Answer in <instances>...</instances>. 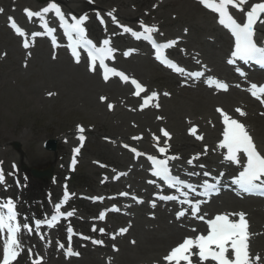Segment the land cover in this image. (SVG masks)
Returning a JSON list of instances; mask_svg holds the SVG:
<instances>
[{
	"label": "snow or ice",
	"instance_id": "snow-or-ice-1",
	"mask_svg": "<svg viewBox=\"0 0 264 264\" xmlns=\"http://www.w3.org/2000/svg\"><path fill=\"white\" fill-rule=\"evenodd\" d=\"M199 3L206 9L211 10L213 13L217 14L218 23L227 29L232 37L234 38V47L231 52V58L228 60L229 64H233L236 60L244 61L245 63L249 61H255L258 63H264V46H258L255 36V25L259 23H264V2L253 4L250 9L245 10L244 5L247 3V0H199ZM235 9L237 11L244 12L245 20L241 23L238 22L234 15L230 12L229 9ZM3 9H0L2 12ZM25 14L31 20L32 17H37L41 21V27L44 29V32H32L33 37L40 36L43 34H48L53 43V47L56 46V38L52 34L56 31L55 28L49 27L48 21L45 19V15L49 12H53L56 18L60 22V27L64 30L65 36L69 40L68 47L71 49L72 55L76 58V61L79 62V53L77 52L78 47H82L88 53L89 59V70L94 71L96 62H99L100 68L103 70V78L105 81L109 79V74L113 76H118L121 81L128 82L129 77L123 72L108 67L105 63L106 59L112 58V53L115 51L109 46L110 41L105 39L101 42V46L97 47L91 39H88L86 36V29L83 26L84 22L88 19L86 15H82L79 18L75 16L72 17V23L69 24L65 19L64 13L61 11L58 4L55 0H49L47 6L42 8L39 11L33 12L29 9H25ZM109 16H112V13H108ZM99 18V14H98ZM10 27L15 31V33L20 37H26V33L19 26L12 17H9ZM115 22V17H113ZM101 23L103 20L101 19ZM142 32L133 31L130 28L124 27V32H130L132 36L136 39H140L142 36L145 40H148L157 50V58L161 59L162 50L173 46L175 41H168L164 44H157L153 38L152 33L156 32L157 29L154 26H146L143 22L140 24ZM23 47L28 48L29 42L25 38L23 40ZM129 53L125 52V56ZM164 63H168L170 67L175 68V70L183 73L184 69L177 67L175 64L162 60ZM236 71L244 76L245 74L241 71L240 68H237ZM191 76L199 78L203 75L202 72H193L190 73ZM211 80V78H210ZM218 90L227 91L228 85L220 81H213ZM131 84L135 87L136 91L134 95L140 96L142 92H145L146 89L135 79L131 80ZM239 87V85H237ZM248 91L250 94L264 105V85L250 84ZM49 95H53L49 93ZM165 95H168L165 93ZM158 94L152 92L150 95L144 97L143 103L140 105L141 109L145 106H148L151 101L157 98ZM106 98L101 97V100L104 101ZM158 107V105H156ZM109 109L113 105H108ZM216 111L222 117V122L224 125L223 129V139L218 143L217 147L221 149H226L224 155V160L231 162L236 165H240L241 169L236 175L232 183L237 185L242 192H253L256 189H264V154H262L254 143L251 135L249 134L246 126L239 120L233 118L222 109L217 108ZM235 111L240 116H245L246 113L241 108H236ZM264 115V113H262ZM84 129L81 126H77V132L79 135V140L81 145L84 142ZM162 135L164 137L170 138V134L161 129ZM191 135L196 136L197 139H202V136L197 135V129L195 126L189 129ZM133 139H139V137H134ZM154 140L159 138L153 137ZM166 143V142H165ZM125 147H128L125 145ZM137 156L141 155L136 149L132 148ZM158 151L161 154L166 153V147H158ZM79 152V148L73 149V161L75 164V154ZM207 148H205V154ZM199 154L188 160L189 164H192L193 159H198ZM147 159L151 162V174L154 177L160 178L165 184L169 187H176L177 185H184V187L189 188V190L195 192V188L192 185L185 184L184 181L180 180L179 177L174 176L171 173L169 167V161L178 159V157H168L165 156L163 159H158L156 156L149 155ZM2 163V162H0ZM15 167V166H13ZM203 167V165H201ZM11 174V173H10ZM190 175H196V173H190ZM210 172L205 171L203 173L204 177H209ZM223 176V173H220ZM213 179H216L215 177ZM152 181H150L151 183ZM5 183V173L2 168H0V185ZM201 187L204 189L203 192L199 195H210L217 193L219 191L218 181L217 183H209L205 180ZM177 191L180 192V189L177 187ZM184 199L179 200L181 204H187L191 210L192 217L204 221L207 225L206 234L199 233L194 237H185L182 242L178 243L175 247H172L170 251L162 259L165 261V264H194V258L198 257L199 264H264V257H261L259 254L252 255L249 249V237L250 233L248 232V222L246 220V214L243 212L238 213H219L215 215L214 218L205 219L207 214L197 215L200 212V205L206 203L207 201H201L199 199L190 200L188 199L187 192L180 193ZM121 196H127L128 193H120ZM69 197V193L65 191L64 201ZM93 199H101L99 197H94ZM133 199H136L133 197ZM160 199L163 200H178L177 196L166 195L161 196ZM139 202V201H138ZM62 202L56 203L54 205L55 213L51 215V220H36V228H39L41 224L47 223L49 227L54 225V222L57 220V215H65L70 217L73 215V212L69 211L66 213H61ZM153 206H155L153 204ZM0 209L6 210L0 211V235H3L6 232V238L3 240L2 246V259H0V264H13L17 260V257L22 251V242L19 238L21 229L27 231H32L29 228L28 223H18L17 216L18 211L16 208V202L12 199L6 201H0ZM118 211V209H113ZM185 211L181 210L176 213L177 219L185 215ZM238 217V219H232L231 217ZM105 218V213L101 212L99 214V219L103 220ZM93 231H96L93 228ZM101 233L104 232V229H99ZM127 229H121L120 232H126ZM192 231H197L192 229ZM67 232L69 233V248L66 252V255H79L71 250V235L73 230L71 227H68ZM88 239V237H83ZM115 238V237H113ZM94 244H101L100 240H93ZM61 248L64 245H59ZM31 254V252H30ZM32 264H43V258L36 256L32 260Z\"/></svg>",
	"mask_w": 264,
	"mask_h": 264
},
{
	"label": "rangeland",
	"instance_id": "rangeland-1",
	"mask_svg": "<svg viewBox=\"0 0 264 264\" xmlns=\"http://www.w3.org/2000/svg\"><path fill=\"white\" fill-rule=\"evenodd\" d=\"M91 2L96 7L95 9L98 10L105 9L110 11L112 9H117L118 15L123 18H127L129 13H133V18H139L147 13V15L149 14L147 18L148 23L157 21L160 26L162 24L166 25L167 23H171L177 35L187 33V38L185 40L187 53H184L186 56L189 54H197L203 59L201 51L203 49H209L207 43L211 44L209 41L204 42L203 39L200 43L196 42V44H192L190 42L192 30L189 31L188 27L178 25L177 23L179 17L180 19L184 18L189 20L187 14H190L192 18L202 19L200 17L203 15L197 5L193 3V0H92ZM165 4H167V6H165ZM156 7H158V10H156ZM184 9L187 13L182 11ZM160 10H162V12H160ZM0 30L3 32V34L0 32V44L6 46V48L0 47L1 164L9 171L10 164L17 163V156H21L28 162V168L41 170L46 164L49 163L50 165L51 163L48 162L47 158L43 159L45 158L43 155H46L48 158L50 157L49 161H56L55 155L51 153L46 154L41 147L46 139L59 141L61 136H67L68 133H72L74 125L77 123L84 124L85 127L93 126L95 131H97V126L99 127V125H97L99 117V121L101 120L103 125H100V131L96 133L97 135L94 134L87 150L84 152L83 166H85V168L81 170V174H85L88 168H93L90 163L91 160L96 159L106 161L110 164L113 163L111 154L99 148L98 144L101 143L99 136L110 135L114 125L113 121L117 120L118 116L114 113L109 114L104 105H101V108L104 113H107V118L101 119L100 112L91 114L89 111L90 99L88 97L86 99L85 94L80 90V82L72 84L68 81L66 79V68L61 67L59 64L45 62L37 66L35 63L26 70H21L18 64L19 66L21 65L23 55L20 54L19 51L12 52L7 49V47L10 46L8 42L11 38L6 29H4V26L0 27ZM162 31L166 33L163 28ZM166 35L168 34L166 33ZM194 37L199 39L200 36L195 35ZM206 38L210 39L209 36ZM191 40L193 42V38ZM205 52L207 53V51ZM18 57H20V59ZM124 64L126 70L131 69L135 64H143L147 71L153 72L154 76L158 75L159 78H163V75L153 68L148 60L145 62L144 60L136 59L135 61ZM39 68L43 71H40ZM133 75L143 79L141 73L138 71L133 72ZM48 84L57 85L60 92L49 88H42V85L46 86ZM157 84L164 87L166 81L162 79ZM48 92L54 95L56 94L57 96L55 98H47ZM97 96L98 94L94 97L96 103L98 102ZM171 96L175 103L184 110L195 108L200 100L196 98L193 92L186 90L173 89L171 90ZM46 99L48 102H43ZM117 111L115 113H117ZM212 111L213 109L211 112ZM130 134H132V131L127 135ZM14 145H17L18 149H15ZM60 147L61 144L58 142V151L61 150ZM57 169V167L53 166V171H57ZM61 174H63V172L59 171L60 177ZM94 180L93 184H89L87 178L82 177L79 181L77 180L78 183L73 180L70 183L75 190L81 192L87 191L92 194L95 193L94 187L96 188V186H98V175L94 177ZM38 182L32 179V181H30V188L37 189V193L41 195L43 193L42 188L47 184L46 182H39L38 184ZM122 251L123 249L120 246L118 254L116 256H111L113 258L115 257L116 263L118 258L121 257ZM85 254L89 256L93 253L86 251ZM95 254L99 256L100 264H103V258L105 256L108 257L111 255L108 249L103 254ZM52 259H55V256L52 257Z\"/></svg>",
	"mask_w": 264,
	"mask_h": 264
},
{
	"label": "bare ground",
	"instance_id": "bare-ground-1",
	"mask_svg": "<svg viewBox=\"0 0 264 264\" xmlns=\"http://www.w3.org/2000/svg\"><path fill=\"white\" fill-rule=\"evenodd\" d=\"M75 5L77 3L75 2ZM195 21V20H194ZM196 23V22H195ZM197 25V23H196ZM195 24L192 26V36L193 43L197 42L202 35H206L208 32V28L211 27L210 22L204 21L203 26H196ZM200 36L199 39H196L194 36ZM217 44H219V47L212 48L209 52L211 54V61L218 62V59L221 58L226 42L223 38H219V40L216 41ZM216 52V53H215ZM215 53V54H214ZM207 62L210 63L208 60V57H205ZM62 61V60H61ZM63 63H66L65 60L62 61ZM211 64V63H210ZM137 71H142L143 74L148 75L147 72L143 70V68L137 67ZM222 70L225 69L222 67ZM76 71H81V68L78 70H74L71 74H67V79L71 81H78L79 79V73L74 74ZM85 76H83L84 78ZM109 87H105L104 85H101L97 82L96 78H89L82 82L81 85V91L90 98H93L95 94L97 93H105L113 96L112 93H114L117 96H120L122 98H125L127 95V90L125 87H118L115 84H109ZM56 87V86H54ZM235 94L229 95H221L217 97L210 96L207 98L204 105H202V109H199L197 106L195 108L196 112L201 114V116L206 118H201V120H198L199 123L202 126V131L207 135V143H211V140L215 138L217 134L216 131H210L206 128V125L209 121L215 119V117L210 113V107L213 103L219 104L225 109L228 108L231 104H236L237 102L234 100H239L237 98H234ZM130 103V102H129ZM249 106H245V109H247V112L254 111L255 104L252 101H248ZM167 104V105H166ZM95 108L98 111H101V106L97 103L94 104ZM93 109V107H92ZM250 110V111H249ZM253 113V112H252ZM119 119L122 121L119 127H114V131L119 133L121 136L125 137V135L131 131V129L127 126L125 120L129 118H134L139 122L138 127L144 128L147 127L149 132H154L157 127H166L163 125H167L169 127V130H172L171 132L174 135L173 139V148L178 151L179 153L184 151L186 148L189 147H197L198 144L194 143L193 140H190L187 136L182 135V127L183 123L181 122V117H183V113L180 112L174 104H170L167 101H165V107L163 109V115L166 117L165 121L158 123L154 120V113L153 112H144L141 114H135V116L131 114L123 115V112H120ZM190 116L194 117V114H189ZM106 116V115H105ZM104 118V116H102ZM107 118V117H105ZM212 118V119H211ZM211 119V120H208ZM119 120V121H120ZM120 121V122H121ZM247 122L253 121V118L247 117ZM212 123V121L210 122ZM99 125H102L103 122H99ZM254 126L256 128L255 132L260 136L258 137L259 142H261L263 148H264V121L254 123ZM219 128V127H218ZM161 129V128H160ZM137 136V135H136ZM71 142V140H70ZM205 143V145H207ZM213 147V144H211ZM214 149V148H213ZM129 159V157L125 154H120L118 158V163L121 165H124L125 162ZM210 160V159H209ZM212 160H217L216 157L213 156ZM95 175V172H92V177ZM136 189L138 190L140 188L139 184H135ZM225 199L220 200L218 204H213L212 208L213 211L216 213H224V212H237L238 210L244 211L245 213L249 214L248 219L251 222V232L255 233L258 231H264V210L262 209V205L264 203H261V201H249V202H236L231 199H227V201H223ZM227 203V204H226ZM233 209H235L233 211ZM160 215L157 217L153 222H147L143 218V214L140 213V216L136 222L134 223V228L132 229L131 233L133 237L137 239V244L133 247H125V259L120 264H135L138 260L143 261H154L159 260V254L165 250L170 244L175 242V240L183 235L182 230H179L175 227L167 226L166 222V216H163L162 212H159ZM173 226V225H172ZM251 250L254 254L257 252H260L259 255L263 256L264 254V234L263 235H257L255 238L252 239L251 243ZM160 263V261H159Z\"/></svg>",
	"mask_w": 264,
	"mask_h": 264
}]
</instances>
